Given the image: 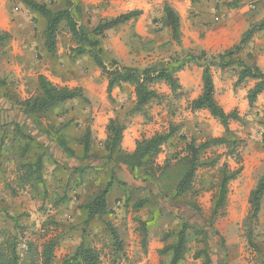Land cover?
Wrapping results in <instances>:
<instances>
[{
  "label": "rangeland",
  "instance_id": "rangeland-1",
  "mask_svg": "<svg viewBox=\"0 0 264 264\" xmlns=\"http://www.w3.org/2000/svg\"><path fill=\"white\" fill-rule=\"evenodd\" d=\"M103 1L107 4L105 20L141 11L136 21L106 31L99 39L107 62L115 59L124 67H157L169 59L185 61L188 55L199 54L182 47L185 24L180 16L179 45L171 39L164 20L165 5L173 9L178 7L184 17L186 13L188 17H196L199 0L193 4L190 2L188 8L183 4L184 0ZM259 1H251L249 6L255 7L251 10L258 9ZM37 2L47 4L53 11L66 6V0ZM69 2L78 25L90 30L100 21L73 0ZM10 4L19 11V18H13L18 26L0 44V116L5 120L0 121V242L14 240L19 255L24 257L29 245L32 250L40 252L45 242L54 239L57 243L53 250L55 264L71 254L81 241L98 251L101 264H159L158 251L174 238L165 239L164 235L168 231H177L180 220L184 219L211 232L208 242L213 264H264V196L257 218L248 217L249 195L264 168V92L250 107L248 80L236 84L238 68L229 67L222 71L212 68V77L214 71L221 84L216 89L214 86L217 103H221L226 113L237 114V120L229 121L228 131H225L206 110L190 109L191 101L200 95L202 88V68L194 62L187 63L176 75L181 85L178 96H173L164 83L153 86L160 98L145 105L144 114L130 115L128 112L136 103L133 86L122 84L113 89L109 97L97 85L93 90L96 97L88 96L85 101L75 99L45 115L35 116L33 122L48 130L53 137H63L74 153L80 154L76 155L77 159H68L61 166L44 159V188L33 187L30 183H23L21 177L26 170L22 165L34 162L40 151L32 146L24 156L21 155L25 142L14 132V121H10V109L8 104L2 103L3 99H9L11 109L19 110L18 103L38 95L40 76L57 87L81 91L84 90L81 83L88 79L85 77L94 72L104 76L90 57L76 56V42L64 23L56 36L55 52L50 54L43 45L44 19L28 10L21 0H10ZM241 6L242 3L238 8ZM141 18V34H138L135 28ZM202 27L205 31L210 24L204 23ZM25 39L29 40L28 46L21 43ZM197 72L200 73L199 80ZM225 80L229 81L227 87L223 83ZM110 110L116 111L123 123L133 121L145 127L138 140L173 130V136L162 145L154 160V168L158 169L156 179L145 173L147 182H142L141 178H134L126 166L104 163V139L98 140L92 132V158L81 159L79 141L85 130L91 129L96 120L104 123ZM99 113L102 114L98 116ZM20 116L19 123L25 117L21 112ZM24 121L30 122L29 119ZM28 131L32 135L36 132L31 125L26 133ZM214 139H225L229 143L219 144L213 142ZM190 142L196 147L204 143L209 145L198 153L202 164L195 172L191 190L175 196V186L186 169L182 158L189 154ZM224 166L229 174L240 171L227 183L224 208L211 222ZM112 171L116 182L107 198L108 213L86 222L84 205L102 190ZM144 201V205L137 207ZM186 203L195 204L199 211ZM109 229L116 231L119 246L113 242ZM197 239L193 235L189 238L180 264H203L202 255L196 257L197 251L203 247Z\"/></svg>",
  "mask_w": 264,
  "mask_h": 264
},
{
  "label": "trees",
  "instance_id": "trees-1",
  "mask_svg": "<svg viewBox=\"0 0 264 264\" xmlns=\"http://www.w3.org/2000/svg\"><path fill=\"white\" fill-rule=\"evenodd\" d=\"M198 0H190L196 3ZM22 4L28 10L41 16L44 21L43 29V45L47 52L54 54L56 46V36L60 25L65 24L66 29L70 33L72 39L76 42V56L87 55L91 58L93 64L101 71V74L107 80L106 93L110 97L111 92L115 88L121 87L122 84H129L134 88L136 103L129 110V114H144V106L153 100L159 99L160 95L153 89V86L158 83H164L170 90L173 96H178V91L181 90V85L176 77L177 73L182 71L187 63L194 62L198 67L202 68L201 73V93L191 101V111L206 110L210 116L220 122L225 131H228V124L231 120H237L236 112L226 113L217 103L214 97V83L212 79L211 69L218 68L221 71L229 67L238 68L236 84L240 85L246 80H255L256 83L248 91V105L252 107L258 95L264 92V74L254 65H249L238 57V53L243 46L253 37V35L264 29V19L256 24L251 25L243 34L234 47L220 54H209L205 51H200L198 55H188L187 60L169 59L166 63L160 62L159 66H146L143 68H131L120 66L115 59L107 62L104 52L99 45V39L103 38L106 31L115 29L121 25L127 24L130 21H136L141 15V11H131L126 14L119 15L112 19L100 20L92 29H87L78 25L75 19V14L70 10V2L66 0V6L62 9L53 11L45 3H39L36 0H21ZM242 0H231L227 3V7L235 9L239 7ZM79 12V11H78ZM165 27L170 31L171 39L177 44L181 41L180 18L175 9L170 5L164 6ZM9 37V33L0 32V44L4 43ZM1 85V84H0ZM39 93L35 97L27 98L18 103L19 110L24 120L29 119V125L33 130L38 131L37 137H44L48 141L54 142L56 146L65 155L66 160L77 159L69 142L61 136L53 137L52 133L42 128L35 121V116L45 115L53 109L65 105L75 99L86 100L81 89L67 87H57L52 85L44 77L38 78ZM19 112V114H20ZM16 135L25 142L21 155L24 156L30 147H34L40 151L34 162H26L22 165L26 171L22 175L23 183H30L33 187L40 186L44 188L42 177V165L44 159L52 158L48 148L44 143L37 141L36 135H32L30 131L26 133L28 126L26 122L19 123L17 120L13 124ZM126 128V123L119 120L118 117L109 119L106 126V138L103 143L104 155L102 157L104 163L109 162L116 165H124L130 171L134 178H141L142 182H147L143 174L147 173L154 179L157 178L154 168V160L160 152V148L172 136L173 130L166 133H156L150 138H142L135 143V149L132 153H127L122 150L121 143L123 131ZM173 127H170L172 129ZM91 129L87 128L81 137L79 144L82 147L81 159L89 160L92 158V136ZM52 136V139L50 137ZM213 142L219 144L229 143L225 139H214ZM209 143H204L196 147L193 142L188 144L189 154L182 158L186 164L185 172L180 177L175 186V196H180L191 190V185L197 168L202 164L198 160V153L205 149ZM52 160V159H51ZM83 170V169H82ZM240 169L233 173L227 172V167L224 166L222 177L220 179L218 193L213 205L211 222L218 215V211L222 210L225 205L227 194V183L235 178ZM115 176L111 172L110 180L105 184L102 190L96 194L92 200L84 205L87 209V221L90 222L96 217H102L108 213V196L115 185ZM117 182H120L119 180ZM40 184V185H38ZM264 196V168L262 173L249 195V219L255 220L260 210V204ZM144 202L138 203L137 207H141ZM192 209L199 211L198 207L193 203H186ZM113 242L119 246L118 235L116 231L109 229ZM198 237V241L203 243V247L197 251L196 257H203V264H213L209 255L208 239L211 232L205 228L199 227L197 224H191L182 219L179 223V228L175 232L168 231L164 238L174 237L170 244L164 245L158 251L161 260L159 264H180L187 251V243L189 238ZM214 235H217L214 233ZM218 236V235H217ZM54 239H50L42 245L40 252L32 250L29 245L26 256L21 257L17 251V245L14 240L10 242H0V264H55L54 262V247L56 245ZM164 258V259H163ZM59 264H101L99 253L85 241H81L74 251L64 256Z\"/></svg>",
  "mask_w": 264,
  "mask_h": 264
},
{
  "label": "crops",
  "instance_id": "crops-1",
  "mask_svg": "<svg viewBox=\"0 0 264 264\" xmlns=\"http://www.w3.org/2000/svg\"><path fill=\"white\" fill-rule=\"evenodd\" d=\"M73 1L76 5H80L83 8V11L92 12L93 16L98 17L100 20L107 17V13L105 12L107 4L103 0ZM228 1L230 0H199V4L197 5L198 13L196 17H188V13H186V17H184L178 7L174 6L176 11L179 12L182 23L185 24V30H183L184 37H182V47L184 49L189 50L192 53H198L200 51H205L209 54L223 53L224 51L229 50L238 44L242 34L251 25L256 24L264 19V0L259 1L260 5L257 10H251V8L255 9L254 6H249V4L252 3V0H242V6L235 9H230L224 4ZM183 4L186 8H188L190 1L184 0ZM12 6L13 5L10 4V0H0V32L9 33L13 29L16 30V26H18L17 21L13 22V18L18 20L19 11L17 12V10H15ZM15 8H17V6ZM185 11L186 9H184V12ZM10 13H12V16H10ZM141 22L142 18L136 23L135 30L138 34H141ZM204 23H209L210 27L205 31H202L204 30L202 24ZM201 34H203L202 37ZM21 43H23L25 46H28L29 40L26 41L25 39ZM238 57H240L247 64L256 66L264 74V29L256 32L253 35V37L243 46L240 53H238ZM197 73L199 80L200 73ZM213 74L214 76L212 79L216 89V86L221 84L218 83L214 71ZM84 79L87 80H84L80 86L84 88L83 93L86 98H88V96L96 97L93 94V90L96 89L95 87H97V85L102 93H106L107 80L106 78L102 77L99 72H94L91 76L85 77ZM226 82L229 81L225 80L223 82L225 83V87H227ZM255 83V80H248V88H252ZM262 94L260 95L262 96ZM8 101L9 99L5 97L2 103H5V105L8 104V108L10 109L8 112L10 121H19V117L21 118V116L18 110H14L13 108L11 109V105ZM101 114L102 113H99L98 116ZM117 116L118 114L116 111L110 110L106 113L104 123L101 124L98 120L95 121L91 127V130L94 136H97L98 140H105L107 123L109 119H114ZM2 119L3 117L0 116V121L5 122V120L3 121ZM22 120L23 121H20L21 124L24 123V119ZM26 125L29 128V123H26ZM142 128L145 127L133 121L126 123V128L122 134V150L126 151L127 153H132L134 151L135 143L143 131ZM38 134V131H36L34 136L36 135L37 137ZM50 139H52V136ZM37 141L44 143V146L48 148L49 154L52 157V160L50 159V161L53 162V165L61 166V164L66 161L65 155L54 142H51L50 140L48 141L44 137H37ZM75 154L78 156L80 153ZM45 159L47 160L48 158ZM6 160L7 159L5 158V161Z\"/></svg>",
  "mask_w": 264,
  "mask_h": 264
}]
</instances>
